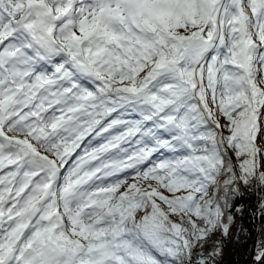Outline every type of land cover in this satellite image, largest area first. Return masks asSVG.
<instances>
[{
    "label": "snow or ice",
    "instance_id": "snow-or-ice-1",
    "mask_svg": "<svg viewBox=\"0 0 264 264\" xmlns=\"http://www.w3.org/2000/svg\"><path fill=\"white\" fill-rule=\"evenodd\" d=\"M249 213L264 0H0V264H221Z\"/></svg>",
    "mask_w": 264,
    "mask_h": 264
},
{
    "label": "trees",
    "instance_id": "trees-1",
    "mask_svg": "<svg viewBox=\"0 0 264 264\" xmlns=\"http://www.w3.org/2000/svg\"><path fill=\"white\" fill-rule=\"evenodd\" d=\"M245 203L251 208H255L258 202L253 197L250 201H245ZM237 223L238 229L243 226L246 231L243 233L242 241L237 242V229L221 259V264H256L253 257L260 241L264 240V221L258 216L253 218L251 213H249L247 219H237Z\"/></svg>",
    "mask_w": 264,
    "mask_h": 264
},
{
    "label": "rangeland",
    "instance_id": "rangeland-1",
    "mask_svg": "<svg viewBox=\"0 0 264 264\" xmlns=\"http://www.w3.org/2000/svg\"><path fill=\"white\" fill-rule=\"evenodd\" d=\"M238 223H237V220H236V222L234 223V225L232 226V228H231V233H232V239H233V237H234V233L237 231V229H238ZM219 236V233H217L216 234V236H214L212 239L213 240H215L217 237ZM231 241L232 240H230V241H228V240H226L225 241V244H224V253H225V251L227 250V248L229 247V245H230V243H231ZM211 248V244H209L208 246H206V251L207 250H209Z\"/></svg>",
    "mask_w": 264,
    "mask_h": 264
}]
</instances>
